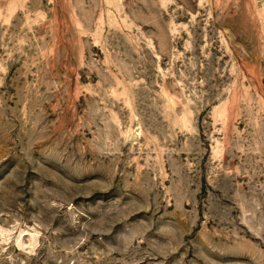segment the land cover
I'll return each instance as SVG.
<instances>
[{
    "label": "rangeland",
    "instance_id": "obj_1",
    "mask_svg": "<svg viewBox=\"0 0 264 264\" xmlns=\"http://www.w3.org/2000/svg\"><path fill=\"white\" fill-rule=\"evenodd\" d=\"M0 264H264V0H0Z\"/></svg>",
    "mask_w": 264,
    "mask_h": 264
}]
</instances>
